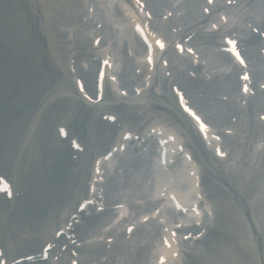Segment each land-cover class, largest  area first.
Wrapping results in <instances>:
<instances>
[{"label": "rangeland", "instance_id": "1", "mask_svg": "<svg viewBox=\"0 0 264 264\" xmlns=\"http://www.w3.org/2000/svg\"><path fill=\"white\" fill-rule=\"evenodd\" d=\"M25 1H26L25 5H28L27 3L32 4V0H25ZM9 2L10 0L8 1V5L0 3V5L3 7V9L2 7H0V23L3 22L2 25H6L5 26L6 30L8 29L14 30L15 29L14 27H11V25H7V23L4 22L5 19L12 17V13L8 11ZM103 2L104 0H97L98 7L100 9L104 8ZM177 5L182 6L183 3L177 0L174 3H172V0H168V6H170L171 10H173ZM244 12L246 14L243 15L256 14L257 17L260 15V13H258L254 8H246ZM178 13L179 11L177 12V14ZM27 14L28 13L26 12L24 13V11H19L18 17L24 20ZM215 17L216 14H214L213 17H211V19L213 20ZM64 24L67 25L68 22H63L62 19L61 24L59 25L62 26ZM102 24H103L102 26L105 29V32L109 30L111 31V34L112 31H115L117 33L116 29L112 27V24L108 20L103 18ZM199 25L201 26V29L203 28L202 30H205L204 23L201 22ZM232 25L233 23H230L226 26V28H231ZM35 26H36L35 33L43 37L44 44L46 46V37L41 29L40 16H37V19L35 21ZM74 30H75L74 33L75 36H78V38L80 39H84L86 37V33L88 32V29L78 28L77 26L74 28ZM21 32L23 34L26 33L27 40L30 39L31 42H34L37 45L36 38L31 36V27L28 25L27 19L23 24V29H21ZM118 37H120L121 40H120V46H118V49L116 50L117 54L119 53V50L121 53L123 49V43H122L123 35L118 34ZM0 42L2 45V47L0 48V60L1 62L5 63V66L7 68H9L8 72L11 76V81H13L16 78V75L12 74L11 71L13 73H18L21 70V67L19 65L20 63L19 60L22 59L25 63L24 70L12 82L13 85L15 84V82H20L21 83L20 86H23L22 89H20L17 92V95L23 98V102H26L29 108H32L38 102L35 109L38 108L37 106L45 99L47 93L53 88L55 83H58V81H60L59 79L62 78V75L59 74L58 71H56V73L53 74V76L51 77L46 71L38 69V65H39L38 58L40 57V55L29 52H23V47L17 41L14 32L7 31L0 33ZM112 48L115 51V48H117V43L114 46H112ZM69 50L70 48L68 47L67 51ZM43 52L45 54V60L48 61V64L56 68L54 57L47 50V48H45ZM118 57L120 58V56ZM61 58H63V56H61ZM126 59L127 61H129L131 58L128 59L127 57H125V60ZM131 60L133 61V59ZM137 69H140V67ZM61 70L63 71V66ZM204 74L208 76L207 72H205ZM160 76L161 75H159V77L157 76V78H160ZM170 78H172V75L170 76ZM218 79L220 80V78H217V80ZM171 83H173V80L169 79L165 83V87L162 90L163 91L166 90L167 93V91L170 89L169 87ZM160 88L162 87H160L159 83L157 82V84L150 89L151 90L150 92H155L152 93V97H153L152 100L163 108V112H162L163 115H170L169 113L173 114V112H171V108L173 106L172 103L173 100H170L169 98L166 99L165 97H163L164 98L163 99L161 97L162 91L160 93ZM157 95H159V97H157ZM155 109L156 108H153V110ZM34 110L27 111L24 114V120L28 119L27 126L29 125V118L32 116ZM254 119H256V114L254 115ZM231 122L232 123L235 122V119L232 120ZM240 123H241L240 121H236L234 125L238 126ZM234 132L235 134L233 136L234 138L236 137L238 141L241 140L242 138H245V134L242 135V132H238V131H234ZM256 137H254L252 141H254ZM250 143L247 144L248 149ZM4 150L8 156L6 146H4ZM217 165L219 166V164L215 160H213V162L210 161L209 175L205 174V190H204V193L207 197V201L214 210V215L216 213V209L217 208L219 209V212L216 213V216L213 220L215 221V225L212 222L214 226L211 225L212 226L211 229L209 228L207 232L203 234L199 238V240H197L196 243L191 244L195 246L189 248L187 252L184 254L185 257L183 259V264H262L261 262L262 259L264 262V252H263L264 240H262V237L264 239V232L263 234L261 232L262 236L259 235L261 231L260 225L256 223L255 218L252 216V213L255 212L256 208L253 209V212L244 210L242 204L239 202V199H235V197L227 188L228 187L227 181L225 180L222 184L217 180L219 176L217 177L214 176L218 172V169L216 167ZM262 168H264V165H262ZM234 171L235 170L231 171V173H233ZM225 198H227L226 202H228V207L226 209V213L224 214L222 208H220L221 204L223 203H221L219 200ZM209 200L211 201V203L209 202ZM0 203H1V199H0ZM3 207H7V206H3ZM258 209L259 207L257 208V210ZM209 220L211 221V219ZM250 222L252 225L250 224ZM4 223H5L4 218H1V222H0L1 229ZM15 225L19 227L18 231H16L18 237L23 238L25 237L26 234L29 233V231L27 230L28 227L27 221H23ZM141 231H142L141 229L140 230L136 229V231H134V233L129 237L128 239L129 241L127 242L123 240L122 238L123 235L120 234L117 235L113 233V236L114 235L115 236L114 237L110 236L111 239L112 238L113 239L108 243H102V247L109 248L113 244L115 246V248L113 249L114 257H112L113 259L112 261L107 260L103 264H135L132 260V256L136 252V249H134L135 247L133 248V244L138 239V236H140L139 233H141ZM31 232L34 233L33 230ZM31 232L29 233V235L32 238H34V235H32ZM30 236H28L26 239H30ZM1 239H2V232L0 234V243H1ZM26 239L23 242L19 243V245L17 246L19 248L15 249L17 253L14 255V257L22 256L25 253H27V251H31L33 249L32 247L29 246V242ZM24 247H30V248L26 249ZM142 250L146 255L147 253L146 249H142ZM129 254H131V256ZM82 255L81 256L79 255L80 259L82 260L81 261L82 264H96V262L99 261V257H96L97 260L96 259L93 260L91 259V257L88 258L86 256L85 258L84 256L82 257ZM11 256L12 254L10 255V257ZM101 258L104 259L105 255L101 256ZM65 261L63 260L61 263L68 264ZM148 261L149 260L147 259V262ZM58 263L61 264L60 262Z\"/></svg>", "mask_w": 264, "mask_h": 264}, {"label": "bare ground", "instance_id": "2", "mask_svg": "<svg viewBox=\"0 0 264 264\" xmlns=\"http://www.w3.org/2000/svg\"><path fill=\"white\" fill-rule=\"evenodd\" d=\"M58 1V2H57ZM54 1V3H56V5L58 6V4H67L68 9H71L73 7H71L72 4H75L74 0H57ZM258 2H261L262 4L264 3V0H257ZM49 7L51 9V3L49 4ZM46 8H48V6L46 5ZM48 17L50 18V16L48 15ZM200 21V20H199ZM197 21V22H199ZM196 22V23H197ZM192 25H194L195 27V23H192ZM258 25L260 26V28L262 30H264V19H261L258 21ZM188 28H192L193 30H195V28H193V26H189ZM187 29V28H186ZM196 33L198 36H195L194 38H192V42L194 44H196L198 46L199 44V40L201 39L202 42H215V37L213 35L211 36H207L206 34H203L201 32L198 31V29L196 28ZM207 36V37H206ZM242 41L244 42V44L248 45L249 47H251V50L254 51L255 53L252 55L251 60H250V64H254V61L259 60V55L256 53V50L259 49V45L262 43V40L259 38L258 34H254V33H250L248 36H246L245 38L242 39ZM116 43L118 44V42L116 41ZM66 44V43H65ZM200 45V44H199ZM200 47V46H199ZM76 48H77V52L79 55H83V56H89L92 54V52H84L83 50V46H81V44L79 42H76ZM118 55V54H117ZM120 56V55H119ZM224 56V55H223ZM225 57V56H224ZM119 58V57H118ZM226 58V57H225ZM121 59V57L119 58ZM124 60V59H123ZM180 61H185L188 62L187 67H189L188 69H192L195 71H199L200 68L202 67L200 62L193 64L191 62V60L189 61L188 58H182L180 59ZM205 62L207 63V60L205 59ZM127 64V69L125 70L126 72L129 71L130 65L129 63ZM169 64H170V69L173 68V73H175L176 77L178 78L177 80L181 81V84L184 83L186 85L187 88H191V95L194 97H199L198 93L200 95L199 99V105L198 107H201L205 112V115L209 118H207L208 120H210L211 122L215 123L218 125V128L221 127V124L227 123L228 121V115L232 118L233 116L236 117V119L239 117V115L241 114V107L237 106L234 103H231V100H222L218 97L219 93H225V94H231V92L234 90V87L236 86V75L234 74V72H232V74H226V75H222V73H218V74H212L209 78H203L202 76H199L198 74H196L195 77H191L190 75H188L187 73L184 72L183 69H178L177 67V63H175L174 58L172 55L169 56ZM255 69L252 70V74L254 77L259 76L260 71H254ZM85 80H86V86L88 84V86L90 87V80H89V74L86 72H82L81 73ZM187 75V76H186ZM218 75H222L224 77H226L229 82L225 85H220L213 82V76H218ZM156 80V78H155ZM154 80V81H155ZM160 87H162V89H164L165 87V83H166V78L165 77H160L159 79L156 80ZM155 81V82H156ZM130 80L125 81V83L123 82L124 85H130L131 83H129ZM87 86V87H88ZM162 98L163 97H168V95L166 94V91L162 92ZM147 106H150V103H145ZM248 109H246V111L250 112L257 109V108H264V104H259L257 101L252 100L248 103L247 105ZM174 113V110H171ZM175 119H178L176 116H174ZM166 120H170L172 121L168 116H166L165 118ZM248 127H247V137H251L254 136L252 135V131L254 130V128L257 126L259 129H263V124L260 123L259 121H255L253 118H249L248 119ZM167 134L169 133L168 131H165ZM259 132V131H257ZM227 141L229 143H231V141L229 139H227ZM137 150L139 151L140 149L137 148ZM135 151V150H134ZM141 151V150H140ZM254 153V157H258L260 164L264 163V156H261V152L259 151H253ZM241 159H242V154H244L243 150L241 149ZM170 155V154H169ZM175 160V159H174ZM176 161V160H175ZM193 165V164H192ZM171 166L176 168L178 167V160L176 161V163H171ZM194 168V165H193ZM264 171V169L262 170ZM163 178L161 177H157V183L160 185V191L162 192V194L165 196L166 201L169 204H174V201L172 199V197L169 196V192L171 191V185L169 183V178H167L165 175H162ZM184 180V178H182ZM231 178H228V181ZM240 183L242 182V180H239ZM143 183V181L140 179L139 183ZM231 185L233 187V189L235 190L237 184H234L231 181ZM247 186V184H246ZM249 186H253V187H257V183L255 182H249ZM129 189L133 190V192H135L136 190H138V187L135 185L133 187H129ZM236 192H238L237 190H235ZM247 191H245L246 193ZM240 193V192H238ZM264 194L261 193L259 194V196L254 197V208L256 206H261L262 208H264V196H262ZM240 195V194H239ZM263 197V198H261ZM29 206L32 207L33 205V201L31 202H27ZM189 203L185 204V207H190V205H188ZM255 213L254 212V218L255 217ZM188 221V219H187ZM256 222H258L259 224L260 221L259 219H255ZM34 223H35V227H38V221L36 220V218H34ZM146 230V228H145ZM162 233V237L160 238V240L158 241V243L160 244V255L162 256V258H164V263L161 264H172L173 262V254L177 251L178 252V246L180 247V244L177 243V240L175 239L174 236V231L168 227H164L161 231ZM183 234V233H182ZM182 245V244H181ZM101 248L98 249H88L87 251H91L92 254H96L98 250H100ZM113 249L114 246L112 245V247L105 251L104 250V254L107 255L105 260H113L112 257H114L113 254ZM264 252V249H263ZM96 257V256H94ZM145 256L143 255L141 250H136L135 254L132 256V260L135 264H146V260L144 258ZM179 258H177L176 260H178Z\"/></svg>", "mask_w": 264, "mask_h": 264}]
</instances>
